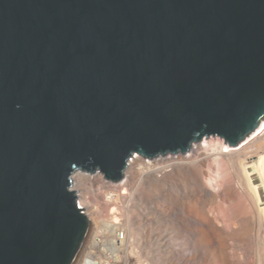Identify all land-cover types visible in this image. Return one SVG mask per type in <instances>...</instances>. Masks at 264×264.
Wrapping results in <instances>:
<instances>
[{
	"label": "water",
	"instance_id": "water-1",
	"mask_svg": "<svg viewBox=\"0 0 264 264\" xmlns=\"http://www.w3.org/2000/svg\"><path fill=\"white\" fill-rule=\"evenodd\" d=\"M263 121L264 0H0V264L77 263L74 173Z\"/></svg>",
	"mask_w": 264,
	"mask_h": 264
},
{
	"label": "bare ground",
	"instance_id": "bare-ground-1",
	"mask_svg": "<svg viewBox=\"0 0 264 264\" xmlns=\"http://www.w3.org/2000/svg\"><path fill=\"white\" fill-rule=\"evenodd\" d=\"M209 139L193 143L187 154L166 155L149 161L134 154L128 161L124 179L114 183L117 184L118 198L103 203L102 210L95 208V202L87 198L82 184L103 175L74 173L73 190L79 193L80 205L92 223L84 253L76 264H82L83 259L92 254V249L101 252L112 248L118 253L128 252L136 256L138 241L140 245L148 246L149 251L156 246L172 259L174 255L179 256L184 261L182 264L192 261L196 255L205 258L207 246L216 244L221 249L219 260L222 263L219 264H243L240 238L255 231L259 236L264 234V121L234 148L227 146L228 143L225 145L221 138L219 141ZM217 144L221 146L219 151L215 149ZM216 158L222 164L218 169L220 176L214 183L217 188L212 189L210 178L215 174ZM156 186L161 187L160 195H164L167 209L169 204H177L175 209L172 208L175 218L171 211L166 209V213L164 209L163 228L156 232L149 226L143 232L136 228L133 209L138 200L152 198L145 193ZM211 197L217 198L219 203L210 202ZM187 201L192 206L189 212L184 208ZM110 206L111 211L104 220L101 211ZM178 213L183 214L184 219L186 217L184 223L178 219ZM117 231L124 233L125 239L121 242H115L112 237ZM155 263L161 264L158 259Z\"/></svg>",
	"mask_w": 264,
	"mask_h": 264
},
{
	"label": "rangeland",
	"instance_id": "rangeland-1",
	"mask_svg": "<svg viewBox=\"0 0 264 264\" xmlns=\"http://www.w3.org/2000/svg\"><path fill=\"white\" fill-rule=\"evenodd\" d=\"M212 139H215L217 141L218 138L212 137ZM209 140H211V138ZM218 141H219V139H218ZM227 146H229V144ZM231 148H234V147H231ZM215 149L219 151V150H221V146L217 144ZM144 159L146 161H149V159H146V158H144ZM214 164H215V174L212 178H210V180H211L210 186L212 187V189L217 188V185H215L214 183H216L215 182L216 179L219 178V176H220V171L218 169L222 163L220 162L219 158H218V160L216 158V160L214 161ZM106 182H108V181L105 179L104 176H102V177H96L95 179L87 180V182H85L84 185L82 184L83 187L85 186L83 189L87 193V198L89 197L90 200H92V202H95L96 205L94 204V206H95V208L98 207L99 210H102L103 203L104 204L107 203L108 200L110 201L111 198H112V200H113V198L115 200L116 198H118V195H119L117 188H116L117 184L106 183ZM158 187L159 186H156V188L147 191L145 193L146 195L144 194L145 196H148V195L152 196V198L146 197V199L142 198L141 200H138L135 204V208L133 209V212L136 215V218L134 217V219L136 221V228L142 229L141 231H143V232H144V230H147L149 228V226L152 227V230H154L156 232L160 229V227L163 228V226H161V225H164L163 217L165 216V211L167 209V205H165L166 203L163 200L164 195H162V193L160 195L161 187H159V188ZM159 189H160V191H159ZM174 189L172 191H174L173 196L175 197V190L176 189L175 190ZM149 192H151L152 194L154 193L155 195L154 194L152 195ZM210 199H211L210 202H213L214 204L219 203V200H217V198H215V197H211ZM188 201L185 203L186 207H184V208H186L185 210L187 212H189L191 207H192L191 205H189ZM173 204L172 203L169 204L170 207L168 206V209H167V211H171V214L174 212V210L172 208H174L177 205L174 202H173ZM111 208H112V206H110L105 211H101V213L104 212V213H102V215H100L104 220H107V217L111 211ZM169 208H171V210ZM164 209H165V211H164ZM167 211H166V213H167ZM172 215H173L172 217L174 219L175 218L174 213ZM178 217H179L178 219H180V221L184 223L186 217L184 219V215L181 213H178ZM102 218H100L99 220H101ZM127 221H128V216H127L126 224H128V226H129V222H127ZM150 221H151V223H150ZM142 223H144V224H142ZM140 234H142V233H140ZM130 237H131V235H130ZM137 238H139V237H137ZM136 241H138V240H136ZM136 243H137L136 246H137V250H138V253L135 256L136 264H156L155 262L157 261V259L159 262H161V264H182V262H184V261H181V258H179V256H177V255L176 256L174 255V258L172 259V257H170L168 253H165L163 251H159L158 247H156V246L153 247V251H149L150 249L147 248L148 246L140 245L139 241ZM239 244L243 247V251H241L244 254L243 255V264H264V234L262 235V233H260V236H259V233L257 231H255V232L250 233L248 235H243V238H240ZM148 252H150V253H148ZM204 252L206 254L205 258H201L200 255L199 256L196 255L192 259V261H190L186 264H219V263H222L219 260L220 259L219 256H221L220 255L221 249L216 244H209ZM83 253H84V250H83ZM245 256H246V258H245ZM231 262H232V260H231Z\"/></svg>",
	"mask_w": 264,
	"mask_h": 264
},
{
	"label": "built area",
	"instance_id": "built-area-1",
	"mask_svg": "<svg viewBox=\"0 0 264 264\" xmlns=\"http://www.w3.org/2000/svg\"><path fill=\"white\" fill-rule=\"evenodd\" d=\"M79 206L83 209V207ZM84 210V209H83ZM85 211V210H84ZM115 242L124 240V233L117 231L112 236ZM115 249H103L101 252H96L92 249V254H89L82 261V264H136L135 256L128 254V252H116ZM116 252V253H115ZM118 258L119 261H118Z\"/></svg>",
	"mask_w": 264,
	"mask_h": 264
}]
</instances>
